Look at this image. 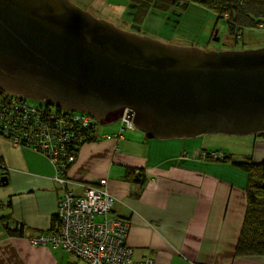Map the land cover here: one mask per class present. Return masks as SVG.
Instances as JSON below:
<instances>
[{"label": "water", "instance_id": "1", "mask_svg": "<svg viewBox=\"0 0 264 264\" xmlns=\"http://www.w3.org/2000/svg\"><path fill=\"white\" fill-rule=\"evenodd\" d=\"M0 89L150 138L264 132V47L168 43L72 0H0Z\"/></svg>", "mask_w": 264, "mask_h": 264}, {"label": "crops", "instance_id": "2", "mask_svg": "<svg viewBox=\"0 0 264 264\" xmlns=\"http://www.w3.org/2000/svg\"><path fill=\"white\" fill-rule=\"evenodd\" d=\"M72 1L114 22L124 20L129 7L128 1ZM97 132V140L84 143L68 168L67 186L79 194L86 185L107 179L114 198L108 215L130 224L127 241L134 259L152 257L155 264H264V255H234L246 208L243 171L227 161L201 159L206 148L192 139L150 138L121 122L98 127ZM245 136L252 138L253 146L242 155L264 160V136ZM0 161L6 165L2 175L8 176V183L0 186V215L10 213L14 224L23 225L21 234L11 232L0 217V264H84L61 247L31 241L52 227L62 194L50 159L0 135ZM132 168L143 172V185L128 176Z\"/></svg>", "mask_w": 264, "mask_h": 264}, {"label": "trees", "instance_id": "3", "mask_svg": "<svg viewBox=\"0 0 264 264\" xmlns=\"http://www.w3.org/2000/svg\"><path fill=\"white\" fill-rule=\"evenodd\" d=\"M129 6H135L137 18H144L151 4L150 0H128ZM156 2L158 7L171 3L173 6L187 7L189 4H201L212 11L215 16L220 19H227L231 33L237 37L242 29H256L264 27V0H152ZM52 107H55L52 108ZM28 109L37 110L35 114ZM41 111H45L48 116L62 117L57 123L59 134L62 135L57 139H53L54 144H60L67 150V153L75 155L79 153L81 146L89 141L97 140L98 127L97 122H91L86 126L75 120V114L85 115L87 113L80 111H67L56 106L44 104L34 105L27 101L26 97L21 94H14L0 89V135L6 138H13L15 135L20 137L21 145L27 143H36V140L29 141L23 135L24 130L29 128V124L33 123V129H37L34 121L35 117L41 119ZM79 121V122H78ZM122 126L124 123L120 121ZM125 127V126H124ZM258 135L264 136L263 133ZM52 142V140H51ZM61 149V148H60ZM74 149V150H73ZM222 152V156L219 154ZM200 158L205 161L219 160L227 161L239 168L246 176V208L243 216L242 226L239 232L238 240L235 247L236 256H263L264 255V160L256 161L251 154L244 155L243 159H239L235 154L222 149H203ZM74 161L67 163L66 172ZM128 176L138 183L144 184L146 178L143 172L138 168L128 170ZM10 202H8V206ZM11 206V205H10ZM1 220L9 231L23 232V225L12 222L10 213H2ZM51 230H55L58 218H53ZM13 224V228L11 227ZM62 248V247H61ZM64 249V248H62ZM67 251L66 249H64ZM69 252V251H67ZM70 253V252H69ZM73 254V253H71ZM74 255V254H73Z\"/></svg>", "mask_w": 264, "mask_h": 264}, {"label": "built area", "instance_id": "4", "mask_svg": "<svg viewBox=\"0 0 264 264\" xmlns=\"http://www.w3.org/2000/svg\"><path fill=\"white\" fill-rule=\"evenodd\" d=\"M28 111H33V114L38 112L34 109ZM44 112L41 111V119L35 117L33 121L37 129H33V123H30L23 135L29 141L36 140V143L29 142L27 146L47 156L55 166L54 179L61 185L62 194L56 211L58 223L55 230L50 228L37 234L31 238L32 243L62 247L84 264H155L152 257L134 259L133 248L127 241L130 224L127 220L108 215L114 198L107 188V179L101 178L97 183L86 185L84 191L79 194L67 186L66 166L68 162L75 160V155L67 153V150L56 142L52 144L55 137L63 138L61 134L58 135L59 127L53 124V121L58 123L62 117L48 116ZM74 119L80 120L84 126L97 122L88 113L75 114ZM121 121L126 127L132 125L126 119ZM10 140L21 145V139L17 135ZM219 154L222 156L223 153ZM5 168L6 165L0 161V178ZM97 216L103 218L97 220Z\"/></svg>", "mask_w": 264, "mask_h": 264}, {"label": "rangeland", "instance_id": "5", "mask_svg": "<svg viewBox=\"0 0 264 264\" xmlns=\"http://www.w3.org/2000/svg\"><path fill=\"white\" fill-rule=\"evenodd\" d=\"M126 1L128 0H117V2L121 4H125ZM84 2L89 4L87 0ZM149 2L153 5L146 11L147 13L144 18H137L135 15L137 8L135 6H129L123 15L124 20L113 22L120 28L140 35L153 37L164 42L178 45L199 46L208 50H248L264 47V27L242 29L236 37L234 33H231L227 19H218L206 6L204 7L201 4L192 3L187 7H182L173 6L171 3H168L167 5L158 7L155 6L158 5L156 2L152 0ZM85 9L90 10L88 8ZM93 10L90 11L94 13V15L103 17L99 14L100 12L98 13V11ZM108 10L117 18L118 15L114 10ZM215 28L218 29L219 41L214 39L213 31ZM26 99L29 103L34 105L44 104L43 100L29 97H26ZM52 108L55 109V107ZM118 123H120V120L109 124H99V127L104 129ZM188 139L197 141L195 143L197 144L196 146L203 145L205 148L209 149L233 151L239 159H243L244 155L242 154L250 150L253 146L250 136L237 134H203L196 136V138ZM203 140H206V143L202 142ZM102 218L103 216L96 217L97 220H101ZM76 258L82 261L78 257Z\"/></svg>", "mask_w": 264, "mask_h": 264}, {"label": "flooded vegetation", "instance_id": "6", "mask_svg": "<svg viewBox=\"0 0 264 264\" xmlns=\"http://www.w3.org/2000/svg\"><path fill=\"white\" fill-rule=\"evenodd\" d=\"M216 29V28H215ZM215 29H214V31H215ZM214 31H213V34H214Z\"/></svg>", "mask_w": 264, "mask_h": 264}]
</instances>
